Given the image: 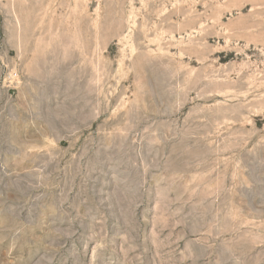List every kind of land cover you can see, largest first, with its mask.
Returning a JSON list of instances; mask_svg holds the SVG:
<instances>
[{
    "label": "rangeland",
    "instance_id": "1",
    "mask_svg": "<svg viewBox=\"0 0 264 264\" xmlns=\"http://www.w3.org/2000/svg\"><path fill=\"white\" fill-rule=\"evenodd\" d=\"M0 264H264V0H0Z\"/></svg>",
    "mask_w": 264,
    "mask_h": 264
}]
</instances>
